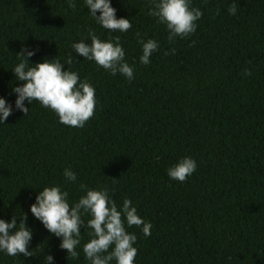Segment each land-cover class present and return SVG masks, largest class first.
<instances>
[{"label": "trees", "instance_id": "1", "mask_svg": "<svg viewBox=\"0 0 264 264\" xmlns=\"http://www.w3.org/2000/svg\"><path fill=\"white\" fill-rule=\"evenodd\" d=\"M73 2L75 10L69 0H0V97L13 109L0 123V219L15 216L18 228L26 213L32 230V256L0 251V264H47L46 255L50 264H91L83 252L90 214L74 259L30 210L54 185L74 206L86 195L81 184L106 187L118 209L130 199L151 222L145 236L125 220L137 236L135 264H264V0H191L203 13L197 29L173 42L149 14L150 0H110L117 18L131 20L127 32L104 29L85 0ZM90 30L101 40L120 37L131 81L76 53L72 45ZM137 33L159 43L147 65ZM21 48L36 50L29 66L55 58L95 87V113L83 128L60 123L36 100L24 101L26 115L15 107ZM189 156L196 171L171 179L168 169Z\"/></svg>", "mask_w": 264, "mask_h": 264}, {"label": "clouds", "instance_id": "2", "mask_svg": "<svg viewBox=\"0 0 264 264\" xmlns=\"http://www.w3.org/2000/svg\"><path fill=\"white\" fill-rule=\"evenodd\" d=\"M87 8L92 17L110 32H127L132 23L127 18H117L116 9L110 0H85ZM68 6L75 10L76 4L69 0ZM99 11V15L97 12ZM231 15L237 12V5L231 4L228 8ZM149 14L158 18V23H163L169 30L168 40L173 42L176 37L186 38L195 33L197 21L203 13L198 7L191 6V0H150ZM138 42L142 44V56L140 62L149 64L150 57L159 48L155 39L146 42L137 33ZM90 39L91 43H85ZM76 53L83 58L95 61L112 75L118 72L133 79L134 69L124 60L125 51L120 43V37H110L101 40L93 31H89L88 37L82 38L72 45ZM35 49L21 48L17 56L20 62L12 69L17 80L24 81L20 86L13 88L17 94L15 107L25 113L29 108L24 101L30 104L33 100L54 111L60 123L83 128L90 120L96 108L95 87L83 81L75 71L64 70L63 63L58 59H45L43 62L29 66V57L35 54ZM173 48L165 51L164 55L175 54ZM67 63H71L69 57ZM244 75H251L250 69H245ZM11 104L0 97V123H4L12 115ZM197 168V162L192 157H184L174 166L168 169L171 179L184 182ZM67 180L75 182L77 175L71 168L64 170ZM116 179V178H113ZM81 189L86 190V195L81 196L74 206L70 205L68 192L63 191L59 185L46 186L36 196V202L30 206L31 213L42 222L44 227L52 234L62 238L59 247L67 250L72 258L76 259L79 253L76 251L80 244L81 226L85 227L82 215L90 214L87 227L93 231L89 233L92 237L83 245V252L91 264H135L138 250L133 245L137 240L134 233L126 230L127 226L140 227L145 236L151 235V222H145L137 213V208L132 205L130 199L125 198L123 205L118 209L114 200L111 199L108 189H89L87 185L81 184ZM32 239V230L27 227V214L19 220L12 217L10 222L0 219V251H5L9 256H17L21 253L24 257L32 256L28 245ZM52 255H46L47 264L53 261Z\"/></svg>", "mask_w": 264, "mask_h": 264}]
</instances>
